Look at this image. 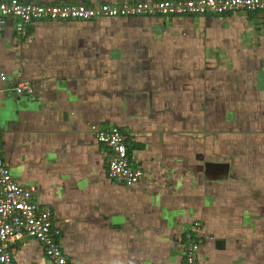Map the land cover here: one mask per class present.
Here are the masks:
<instances>
[{
  "label": "crops",
  "instance_id": "obj_1",
  "mask_svg": "<svg viewBox=\"0 0 264 264\" xmlns=\"http://www.w3.org/2000/svg\"><path fill=\"white\" fill-rule=\"evenodd\" d=\"M20 1L92 6L156 0ZM252 59L257 127L264 128V14L46 21L31 24L25 35L8 25L0 35L5 161L15 181L51 210L71 264H184L183 239L195 223L204 239L199 264H239L229 255L243 260L254 252L243 240L237 246L246 230L237 224L242 215L230 197L229 149L215 152L229 136L198 130L212 125L214 104L223 107L213 95L230 90L229 64ZM240 69L237 75L247 71ZM22 82L32 93L16 94ZM196 111L204 112L200 120ZM94 125L129 133L131 163L144 172L138 185L109 180ZM258 142L257 201L263 206L264 129L257 130ZM259 232L257 264H264ZM232 237L237 241L228 249ZM12 259L51 264L31 239L15 246Z\"/></svg>",
  "mask_w": 264,
  "mask_h": 264
},
{
  "label": "built area",
  "instance_id": "obj_2",
  "mask_svg": "<svg viewBox=\"0 0 264 264\" xmlns=\"http://www.w3.org/2000/svg\"><path fill=\"white\" fill-rule=\"evenodd\" d=\"M236 14H264V0H156L121 1L115 5H49L20 0L0 1V35L10 23L19 35L35 22H93L136 18H197L222 17ZM6 75L0 72V83ZM17 95L32 93L27 82L14 89ZM91 132L106 157L109 180L126 186H136L144 178L140 167L129 157V133L117 127ZM61 231L51 210L39 205L31 188L18 184L5 161L0 128V264H13V251L25 239L38 242L51 264H71L61 246ZM204 239L199 223L193 224L183 239L184 264H199Z\"/></svg>",
  "mask_w": 264,
  "mask_h": 264
},
{
  "label": "rangeland",
  "instance_id": "obj_3",
  "mask_svg": "<svg viewBox=\"0 0 264 264\" xmlns=\"http://www.w3.org/2000/svg\"><path fill=\"white\" fill-rule=\"evenodd\" d=\"M254 63L252 59L247 65L229 64L231 71L225 73L229 75L227 79L231 77L229 78L230 90L224 89L225 93L219 92L213 95L214 101L224 100L223 107L214 104L212 115H210L215 119L212 125L198 127L199 132L201 129H207L213 131L214 135L229 136V142L224 143L223 148H215V152L229 149L231 156L234 176L229 188L230 197L233 199L232 203L236 201L235 204L240 210L239 214L242 215V217L239 215L237 224L242 231L246 230L238 234L243 237L237 239L239 240L237 246L242 245L243 240L247 247H254V252L250 249L251 253L243 260L241 254L229 255L239 264H257V246H259L257 242L261 236L259 231L264 233V205H260L257 201V172L260 173V167L257 164V145L261 144V142L257 143V130L264 128L257 127V69L254 71ZM241 66L244 71L247 70L246 73L242 71L243 75L238 74L242 77L234 79L238 76L237 71L241 70ZM203 113L196 111L199 120ZM232 238L233 241H237L236 238ZM235 241L228 249L235 246Z\"/></svg>",
  "mask_w": 264,
  "mask_h": 264
}]
</instances>
